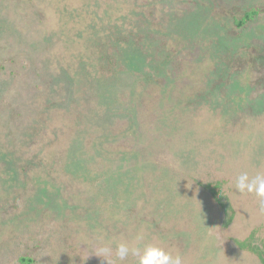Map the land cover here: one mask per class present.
<instances>
[{
	"label": "rangeland",
	"instance_id": "rangeland-1",
	"mask_svg": "<svg viewBox=\"0 0 264 264\" xmlns=\"http://www.w3.org/2000/svg\"><path fill=\"white\" fill-rule=\"evenodd\" d=\"M243 172H264V0H0V264H138L120 243L263 264Z\"/></svg>",
	"mask_w": 264,
	"mask_h": 264
},
{
	"label": "clouds",
	"instance_id": "clouds-1",
	"mask_svg": "<svg viewBox=\"0 0 264 264\" xmlns=\"http://www.w3.org/2000/svg\"><path fill=\"white\" fill-rule=\"evenodd\" d=\"M235 188L241 194H254L258 198L260 209L264 211V172H258L254 176H249L247 172L239 174L235 180ZM130 253L138 257V264H184L179 254L173 255L171 251L153 243L144 244L142 248H130L127 243H120L115 250V257L124 261ZM94 254L102 259V264H116L112 249L108 246L98 248Z\"/></svg>",
	"mask_w": 264,
	"mask_h": 264
},
{
	"label": "trees",
	"instance_id": "trees-1",
	"mask_svg": "<svg viewBox=\"0 0 264 264\" xmlns=\"http://www.w3.org/2000/svg\"><path fill=\"white\" fill-rule=\"evenodd\" d=\"M245 17H246V19L243 20L242 23H244L246 20H248V19L250 18V13H247ZM209 186H210V185H209ZM219 186H220V185H219ZM208 189H210V188H208ZM210 190H211V192H212V194H213L215 200H216V201H220V197L218 198L219 192H218V191L215 192L214 189H210ZM240 245H241V247H242L243 249H247V246H245V244H241V243H240ZM253 252L259 256L261 262L264 264V256H263V254L260 253V252H258V251H256V250L253 251ZM22 262L25 263V262H27V260H26V259H23Z\"/></svg>",
	"mask_w": 264,
	"mask_h": 264
}]
</instances>
